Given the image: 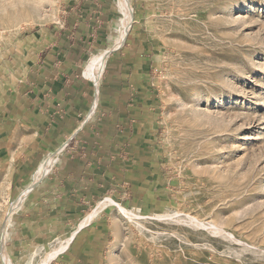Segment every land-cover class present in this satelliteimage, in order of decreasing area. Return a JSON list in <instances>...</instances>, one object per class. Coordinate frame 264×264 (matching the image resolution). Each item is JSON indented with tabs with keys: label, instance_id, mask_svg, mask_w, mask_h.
I'll return each mask as SVG.
<instances>
[{
	"label": "rangeland",
	"instance_id": "rangeland-1",
	"mask_svg": "<svg viewBox=\"0 0 264 264\" xmlns=\"http://www.w3.org/2000/svg\"><path fill=\"white\" fill-rule=\"evenodd\" d=\"M130 1L134 19L142 11L129 37L146 44L154 121L146 139L158 168L157 187L142 180L137 208L177 215L140 226L111 205L67 251L76 256L71 264H264V0ZM115 2L120 17L105 49L120 37ZM66 8L64 0H0V28L7 27L0 30V233L29 188L17 176L6 101L35 61L36 31L60 26Z\"/></svg>",
	"mask_w": 264,
	"mask_h": 264
},
{
	"label": "crops",
	"instance_id": "crops-1",
	"mask_svg": "<svg viewBox=\"0 0 264 264\" xmlns=\"http://www.w3.org/2000/svg\"><path fill=\"white\" fill-rule=\"evenodd\" d=\"M115 3L64 0L61 25L36 31L40 40L30 49L35 61L6 97L10 109L3 116L10 112L7 127L19 136L17 176L30 188L6 242L12 260L27 262L32 253L75 233L50 264L76 263L67 251L93 226L96 216L80 224L98 203L111 197L140 210L146 194L142 180L158 185L154 147L146 139L154 132L146 44L129 37L142 21L141 10L123 44L110 52L99 82L85 73L92 57L110 43L120 17ZM49 156L51 167L37 180L38 167Z\"/></svg>",
	"mask_w": 264,
	"mask_h": 264
},
{
	"label": "bare ground",
	"instance_id": "bare-ground-1",
	"mask_svg": "<svg viewBox=\"0 0 264 264\" xmlns=\"http://www.w3.org/2000/svg\"><path fill=\"white\" fill-rule=\"evenodd\" d=\"M119 4H120L122 14H123V17H122L121 22H120L121 25L119 27V31H120L119 39L117 40V42L115 43L114 46L110 47L109 49H106L105 51H103L99 54L94 55L92 57L89 65H88V67L86 68V72H85L86 75L92 79H96L97 82H99L100 77L104 71L105 64H106V61H107V58H108L110 52L113 51V49H117L118 47H120L123 44L128 32L130 30L131 24H132L133 7L131 5V1L130 0H119ZM5 28L7 29V27H2V28H0V30H2V32L6 31ZM52 162H53V158H52V156H49L39 165L38 170L36 172L37 180L41 179V177L45 175V173L50 169ZM31 189H32V187H31ZM28 190H30V188L25 189L19 195L16 204L13 206V208L9 212V215L7 216V220L5 221L4 225L2 226L1 233H0V256H1V259L3 261V264H14L13 260L10 258V256L7 253V250H6V242L8 241L7 240V238H8V226L11 225V223H12L11 220H12L13 214L16 213L19 210V208L21 207L22 202H23L25 195H26ZM108 205H116L119 212H121L131 222H134L135 224L140 225V226H141L142 220H145V219H159L160 220V219H166V218H170V217L172 218V217L177 215L176 213L156 214L153 217L149 216V215H142V213L139 209H128V208L124 207L123 205H120L119 203H117L115 200L108 199V200H105V201L98 203V205L95 207V209H93L91 211V213L87 216V218H85V220L80 224L81 225L80 227H83L84 225L88 224L95 216L100 214V212L105 207H107ZM191 220L197 224L205 225L204 222H201L196 217H191ZM209 226L216 229V230H221V228H219L215 224L209 223ZM239 226L240 225H238V227ZM74 234L71 237H69L66 241L58 240L59 242L57 241V242L53 243L51 246V251L46 252L45 255L42 256L41 260H39L38 262H36V256L39 255L40 251H37L36 253H34L31 256V259L26 264H50V262L53 259H55V257H57L59 253H61L64 249H66L68 247L69 242H71V239L73 238Z\"/></svg>",
	"mask_w": 264,
	"mask_h": 264
},
{
	"label": "built area",
	"instance_id": "built-area-1",
	"mask_svg": "<svg viewBox=\"0 0 264 264\" xmlns=\"http://www.w3.org/2000/svg\"><path fill=\"white\" fill-rule=\"evenodd\" d=\"M76 144V143H75Z\"/></svg>",
	"mask_w": 264,
	"mask_h": 264
}]
</instances>
